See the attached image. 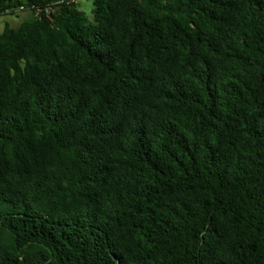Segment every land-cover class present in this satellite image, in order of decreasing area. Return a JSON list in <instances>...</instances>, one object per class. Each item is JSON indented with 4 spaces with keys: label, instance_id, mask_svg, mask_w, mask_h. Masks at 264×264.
Listing matches in <instances>:
<instances>
[{
    "label": "trees",
    "instance_id": "16d2710c",
    "mask_svg": "<svg viewBox=\"0 0 264 264\" xmlns=\"http://www.w3.org/2000/svg\"><path fill=\"white\" fill-rule=\"evenodd\" d=\"M18 8L0 264H264V0Z\"/></svg>",
    "mask_w": 264,
    "mask_h": 264
},
{
    "label": "rangeland",
    "instance_id": "374dc122",
    "mask_svg": "<svg viewBox=\"0 0 264 264\" xmlns=\"http://www.w3.org/2000/svg\"><path fill=\"white\" fill-rule=\"evenodd\" d=\"M79 4L80 8L89 17L92 16L93 0H75ZM31 15V11L18 8L15 14H5L0 16V30H2L6 24H10L13 27H17L27 17Z\"/></svg>",
    "mask_w": 264,
    "mask_h": 264
},
{
    "label": "built area",
    "instance_id": "2783aa9c",
    "mask_svg": "<svg viewBox=\"0 0 264 264\" xmlns=\"http://www.w3.org/2000/svg\"><path fill=\"white\" fill-rule=\"evenodd\" d=\"M22 9V8H21ZM47 12L49 13V9H47Z\"/></svg>",
    "mask_w": 264,
    "mask_h": 264
}]
</instances>
